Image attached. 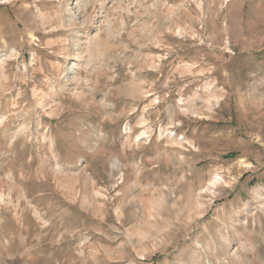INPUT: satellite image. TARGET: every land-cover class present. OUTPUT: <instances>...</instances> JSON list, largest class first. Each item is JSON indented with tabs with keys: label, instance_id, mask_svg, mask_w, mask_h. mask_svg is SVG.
<instances>
[{
	"label": "rangeland",
	"instance_id": "374dc122",
	"mask_svg": "<svg viewBox=\"0 0 264 264\" xmlns=\"http://www.w3.org/2000/svg\"><path fill=\"white\" fill-rule=\"evenodd\" d=\"M0 264H264V0H0Z\"/></svg>",
	"mask_w": 264,
	"mask_h": 264
},
{
	"label": "trees",
	"instance_id": "16d2710c",
	"mask_svg": "<svg viewBox=\"0 0 264 264\" xmlns=\"http://www.w3.org/2000/svg\"><path fill=\"white\" fill-rule=\"evenodd\" d=\"M227 156H232V155L230 154V155H227Z\"/></svg>",
	"mask_w": 264,
	"mask_h": 264
},
{
	"label": "bare ground",
	"instance_id": "6f19581e",
	"mask_svg": "<svg viewBox=\"0 0 264 264\" xmlns=\"http://www.w3.org/2000/svg\"><path fill=\"white\" fill-rule=\"evenodd\" d=\"M161 66V65H160ZM217 185V184H216Z\"/></svg>",
	"mask_w": 264,
	"mask_h": 264
}]
</instances>
